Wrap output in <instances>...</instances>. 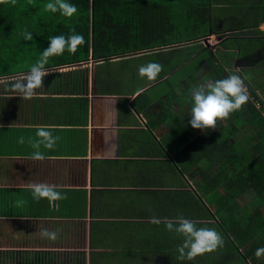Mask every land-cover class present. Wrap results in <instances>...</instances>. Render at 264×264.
<instances>
[{
  "label": "crops",
  "instance_id": "obj_1",
  "mask_svg": "<svg viewBox=\"0 0 264 264\" xmlns=\"http://www.w3.org/2000/svg\"><path fill=\"white\" fill-rule=\"evenodd\" d=\"M206 4L202 50L227 59L264 103L257 93H264V0ZM146 54L99 61L90 52L81 61L49 67L55 72L44 77L31 99L11 87L28 71L0 76V264H262L256 251L232 246L218 216L206 214L192 196L203 203L208 198L195 191L199 177L184 159L190 149L176 143L183 124L190 125L192 104L182 102L186 86L177 73L136 87L138 79L124 61ZM236 57L242 66L232 62ZM202 72H195L196 82ZM39 126L60 138L54 150L41 146L42 161L31 159L28 142ZM184 136L196 141L190 133ZM34 183L55 185L67 199L33 200ZM152 215L161 223H150ZM178 215L197 228L215 229L223 247L179 260L183 237L163 222ZM41 228L57 231L58 239H41Z\"/></svg>",
  "mask_w": 264,
  "mask_h": 264
},
{
  "label": "trees",
  "instance_id": "obj_2",
  "mask_svg": "<svg viewBox=\"0 0 264 264\" xmlns=\"http://www.w3.org/2000/svg\"><path fill=\"white\" fill-rule=\"evenodd\" d=\"M48 2L33 0L29 4L28 0H16L15 6L0 4V63L8 55L5 66L0 68V76L29 71L32 63H36L49 46V37L68 36L72 29L84 37V43L78 46L75 54L65 50L62 55L51 57L47 68L81 61L90 52L92 58L99 61L124 58V54L148 53L145 59L124 61L132 68L133 78L139 80L136 87L152 83L138 75L141 65L160 63L163 71L157 79L188 66L186 74L174 76L186 86L182 102L187 100L191 104L193 86L205 80L224 79L230 74L243 76L232 70L230 62L217 52L202 50L200 44L183 47L207 36V0H68L78 9L71 19L59 13L45 12L43 6ZM217 12L218 9L215 15ZM25 30L32 33L31 41L23 39L21 34ZM172 32H178L182 39L171 42L161 39L163 43H153L162 33L170 37ZM163 48L171 50L150 54ZM196 53L199 55L191 59ZM17 62L24 67L12 68L10 64ZM199 70L203 71L202 77L196 82L194 76ZM245 84L259 108L247 101L227 120L217 122L215 130L200 132V129L196 131L191 125L183 124L181 131L184 132L176 143L184 146L183 150L190 149L189 156L184 159L191 175L199 177L200 185L195 191L201 197H208L206 204L192 193L198 206L203 207L206 214L218 216V226L224 235L230 234L232 246L239 248L248 244L246 251L253 254L257 248H264V117L261 112H264V103L256 99V94ZM172 96L167 101H171ZM243 128L246 129L243 131ZM188 133L196 141L188 142L184 136ZM244 196L248 197V205L242 207L237 199ZM256 236L258 238L253 241Z\"/></svg>",
  "mask_w": 264,
  "mask_h": 264
},
{
  "label": "clouds",
  "instance_id": "obj_3",
  "mask_svg": "<svg viewBox=\"0 0 264 264\" xmlns=\"http://www.w3.org/2000/svg\"><path fill=\"white\" fill-rule=\"evenodd\" d=\"M29 4L33 0H28ZM11 3L15 6L16 0H0V4ZM45 12L59 13L68 19H71L78 11L76 5L71 4L68 0H49L43 6ZM22 37L26 41L33 39L32 33L25 30ZM49 46L40 55L37 62L32 65L28 72L17 79L12 85V90L18 93L22 99H31L36 90L43 87L44 77L55 72L46 67L48 61L53 56L62 55L65 50L70 54H75L79 45L84 43V37L72 29L68 36L57 35L48 38ZM163 71L160 63L149 62L138 68V75L146 78L149 82H155L158 75ZM192 107L189 113V123L193 129H213L217 128L218 120H227L230 115L239 111L247 102L248 95L244 81L237 74H230L227 78L220 80H205L195 85L191 89ZM58 136H54L52 130L46 126H39L36 129V139H29V144L34 149L31 159L42 161L45 155L41 152V146L48 150H54ZM20 144H23L24 138L20 137ZM33 200L39 201L47 199L50 202L67 199V195L56 190L55 185L46 183H34L30 185ZM149 222L160 224L161 219L155 215L149 217ZM166 230L175 232L183 237L182 244L178 246V259L192 261L197 256L207 252L215 251L218 247H223L224 240L221 235L212 228H197L196 223L183 215H178L174 219L164 218ZM41 239L55 241L58 239L57 231H50L47 228L39 230ZM259 259L264 257V248H258L255 252Z\"/></svg>",
  "mask_w": 264,
  "mask_h": 264
},
{
  "label": "rangeland",
  "instance_id": "obj_4",
  "mask_svg": "<svg viewBox=\"0 0 264 264\" xmlns=\"http://www.w3.org/2000/svg\"><path fill=\"white\" fill-rule=\"evenodd\" d=\"M208 34H209V32H208ZM210 36V35H209ZM177 37V38H176ZM161 39L162 40H165V41H177V40H180V39H182V35H179L178 34V32H177V34H175L174 32H172V34L170 35V37L168 36V34H165L164 35V33H162L161 34V37L160 38H158V39H154V41H153V43H163V41H161ZM213 40H215V37H214V39ZM204 42H205V38H201L200 40H198L197 42H195V43H192V44H188V45H184L183 47H186V46H191V45H195V44H200V46H202L203 48H206L205 47V45H204ZM216 42V41H215ZM215 42H211V43H209V44H212V43H215ZM176 48H178V47H176ZM167 50H171V49H167ZM211 53H212V51H210ZM177 54V53H176ZM168 56H170V54H167ZM178 56L180 57V53L178 54ZM7 57H8V55H6L2 60H4V62H1L0 63V68L2 67V66H5V64H6V59H7ZM241 57V56H240ZM240 57H236L232 62H234V64L235 65H241L242 66V64H243V59H241ZM11 65V67L12 68H14V69H19V68H21V67H24L23 66V64L22 63H20V62H17V63H11L10 64ZM185 68V67H184ZM242 68V67H241ZM187 69H188V66H186V68L185 69H182L181 71H179L178 73H177V75L178 76H183L184 74H186L187 73ZM242 70L245 72V70H246V68H242ZM241 70V71H242ZM242 71V72H243ZM196 79H198L199 78V76L197 75L196 77H195ZM260 96H262L261 95V92H257ZM248 100L250 101V98H248ZM249 103H251L255 108H256V103H255V101H253V102H249ZM262 112V115H263V117H264V112L263 111H261ZM246 128H243V131L245 130ZM242 131V132H243ZM241 134V133H240ZM243 134H244V132H243ZM247 201H248V197L247 196H244V197H242V199H237V203L239 204V206H245V205H248V204H246L247 203ZM204 202L207 204V201L206 200H204ZM238 214V213H237ZM236 214V215H237ZM236 222V221H235ZM258 238V236H256L255 238H253V241H256V239ZM250 242H252V240L250 241ZM247 245L248 244H246L245 245V248L247 247ZM259 260L261 261V263L262 264H264V257H261V258H259Z\"/></svg>",
  "mask_w": 264,
  "mask_h": 264
},
{
  "label": "built area",
  "instance_id": "obj_5",
  "mask_svg": "<svg viewBox=\"0 0 264 264\" xmlns=\"http://www.w3.org/2000/svg\"><path fill=\"white\" fill-rule=\"evenodd\" d=\"M240 76V75H239ZM241 77V76H240ZM241 79H242V77H241ZM243 80V79H242ZM244 81V80H243ZM246 82L244 81V84H245ZM245 86H246V89H247V95H248V98H250V101L249 102H253V101H255V103H256V108H259V104H258V102L253 98V97H251L250 96V94H249V90H248V88H247V85L245 84Z\"/></svg>",
  "mask_w": 264,
  "mask_h": 264
}]
</instances>
